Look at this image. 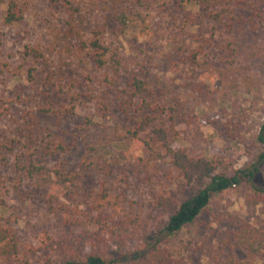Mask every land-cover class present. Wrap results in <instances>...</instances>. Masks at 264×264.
Listing matches in <instances>:
<instances>
[{"label":"rangeland","instance_id":"rangeland-1","mask_svg":"<svg viewBox=\"0 0 264 264\" xmlns=\"http://www.w3.org/2000/svg\"><path fill=\"white\" fill-rule=\"evenodd\" d=\"M16 1L22 19L14 25L4 24L7 6L0 5V215L20 242L14 264H60L43 239L76 244L98 230L99 216L137 218L134 246L152 218L163 216L156 198L181 203L196 194L169 160L133 143L144 115L155 118L144 137L166 127L172 146L191 157L230 170L252 166L264 119L260 0H231L224 15L231 27L198 16L190 0H71L77 11L63 0ZM93 40L108 48V60L120 59L118 69L94 64V50L83 45ZM27 47L40 57L26 56ZM132 75L147 83L146 101L164 114L139 111L141 100L129 98ZM57 142L63 151H54ZM30 160L50 177L18 179L16 164ZM56 169L71 181L57 185ZM258 201L247 185L225 193L175 237L171 251L184 264L245 259L231 248L236 226L213 217L229 213L264 228Z\"/></svg>","mask_w":264,"mask_h":264},{"label":"trees","instance_id":"trees-1","mask_svg":"<svg viewBox=\"0 0 264 264\" xmlns=\"http://www.w3.org/2000/svg\"><path fill=\"white\" fill-rule=\"evenodd\" d=\"M63 1L66 6L77 11L71 0ZM190 1L198 7V16L215 24L231 27V23L224 21L231 0ZM260 2L264 7V0ZM1 4L7 6L3 17L5 25H14L22 19V9L18 1L0 0ZM1 37L0 33V47ZM83 45L94 50L92 60L98 68L109 63L115 69L120 67V59L108 60L106 58L108 48L97 40ZM24 54L34 58H39L41 55L37 49L28 47ZM129 91L131 100H141L140 112L159 111L160 114H164L163 110H159L158 107L153 108L151 103L146 101L145 95L149 92V88L137 75L130 77ZM154 119L148 115L142 116L139 125L132 132L133 143L144 148L155 160H169L181 179L187 184L196 185L198 191L181 203L175 202L170 197L156 198L154 207L156 210H161L163 216L152 218L150 229L142 233L134 246H130L129 238L137 231L139 222L137 218L131 216H99L95 222L98 230L87 235L83 234L76 244L73 241L60 242L49 237L44 238L42 241L44 247L59 255L60 264H184L173 254L169 245L183 229L192 225L210 208L213 200L243 185H247L254 197L259 199L258 202L262 205L261 212L264 215V119L254 134V142L260 146L255 161L248 169L236 170H230L229 166L222 162L204 157L194 158L184 149L174 148L170 141L169 128L155 127L147 137L142 136ZM53 147L54 151L64 150L62 142L54 143ZM46 149L50 151V147L47 146ZM2 164H6L4 155L0 156V165ZM15 170L18 179L50 177L44 166L36 165L32 160L27 166L17 163ZM53 177L57 185H65L71 181L63 169L54 170ZM4 208L0 200V209L4 210ZM213 219L218 223L228 222L236 226L231 248L245 254L243 260L230 256L222 264H255L258 260L264 262V228L254 227L229 213L216 214ZM20 254V242L17 233L10 226V219L0 215V264H14Z\"/></svg>","mask_w":264,"mask_h":264}]
</instances>
